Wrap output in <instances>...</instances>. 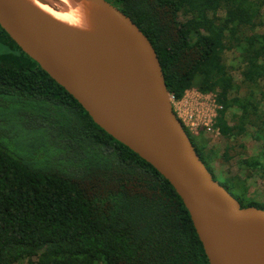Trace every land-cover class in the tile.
Here are the masks:
<instances>
[{"label": "trees", "instance_id": "1", "mask_svg": "<svg viewBox=\"0 0 264 264\" xmlns=\"http://www.w3.org/2000/svg\"><path fill=\"white\" fill-rule=\"evenodd\" d=\"M107 1L150 40L174 99L192 88L215 95L221 136L252 137L264 150V0ZM197 152L212 172L210 152ZM238 168L240 180L216 179L237 199L241 192L242 206H256L244 172L263 177L264 152ZM0 264H208L169 182L1 27Z\"/></svg>", "mask_w": 264, "mask_h": 264}, {"label": "water", "instance_id": "2", "mask_svg": "<svg viewBox=\"0 0 264 264\" xmlns=\"http://www.w3.org/2000/svg\"><path fill=\"white\" fill-rule=\"evenodd\" d=\"M100 32L0 0V27L88 113L149 163L182 200L208 264H264V209L242 206L207 168L177 116L147 36L107 0Z\"/></svg>", "mask_w": 264, "mask_h": 264}, {"label": "rangeland", "instance_id": "3", "mask_svg": "<svg viewBox=\"0 0 264 264\" xmlns=\"http://www.w3.org/2000/svg\"><path fill=\"white\" fill-rule=\"evenodd\" d=\"M226 58L228 64L233 68L240 65L235 53L227 52ZM235 77L237 81L240 80L238 72H236ZM244 89L241 88V94ZM176 106L179 115L187 124L185 132L188 134L192 144L201 150V156L203 157H206L210 152L211 155L208 156V160L211 163L215 179L216 174H221L228 177L233 183L240 180L239 160L261 155L264 152L261 142L254 140L252 137L245 138L240 136L234 143L233 141H226L221 136L216 128V105H214L212 94H201L192 88L186 91ZM227 118H231L230 113L227 114ZM209 170L211 171V169ZM244 173L250 175L245 181L248 186V199L252 200L257 207L264 209V176L260 177L257 173L249 172L248 169ZM217 181L222 183L219 178ZM236 195L239 200H242L241 192H236Z\"/></svg>", "mask_w": 264, "mask_h": 264}, {"label": "bare ground", "instance_id": "4", "mask_svg": "<svg viewBox=\"0 0 264 264\" xmlns=\"http://www.w3.org/2000/svg\"><path fill=\"white\" fill-rule=\"evenodd\" d=\"M52 19L77 30L97 33L102 29L103 9L85 0H24Z\"/></svg>", "mask_w": 264, "mask_h": 264}, {"label": "built area", "instance_id": "5", "mask_svg": "<svg viewBox=\"0 0 264 264\" xmlns=\"http://www.w3.org/2000/svg\"><path fill=\"white\" fill-rule=\"evenodd\" d=\"M201 94H202V93H201ZM212 95H213V94H212ZM171 98H172V99H171V100H172V105H173V108H174V110H175L177 116H178L179 119L182 121L184 127L187 126V124L185 123L184 119H182V117L179 115L178 110H177L178 108H177L176 104H177V102L180 101V100H176V99H174L173 96H171ZM181 99H182V98H181ZM213 100H214V105H216V110H217V108H218L219 106H218L217 103H216L215 95H213ZM216 110H215V111H216ZM216 115H217V113H215V117H216Z\"/></svg>", "mask_w": 264, "mask_h": 264}]
</instances>
